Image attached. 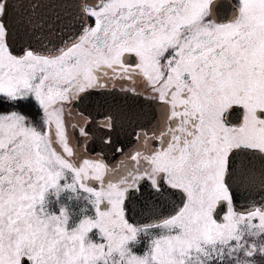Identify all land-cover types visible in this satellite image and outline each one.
Instances as JSON below:
<instances>
[{
  "label": "snow or ice",
  "instance_id": "snow-or-ice-1",
  "mask_svg": "<svg viewBox=\"0 0 264 264\" xmlns=\"http://www.w3.org/2000/svg\"><path fill=\"white\" fill-rule=\"evenodd\" d=\"M0 264H264V0H0Z\"/></svg>",
  "mask_w": 264,
  "mask_h": 264
},
{
  "label": "flooded vegetation",
  "instance_id": "flooded-vegetation-1",
  "mask_svg": "<svg viewBox=\"0 0 264 264\" xmlns=\"http://www.w3.org/2000/svg\"><path fill=\"white\" fill-rule=\"evenodd\" d=\"M123 87H135L137 93H142L144 91L143 84L132 85L130 82H123ZM123 87L121 84H117L115 89L109 88L100 94L92 93L91 95H87L82 102L77 105V108L86 113H91L97 118H99L98 114L108 111L109 108H111L112 111L119 110L126 115L135 114L141 110H149V106L142 96L125 92ZM134 124L135 120H133L132 124H129L127 119L122 120L119 135L115 137L119 146L124 147L125 153L131 151L135 147V143H130V141H134L135 139L131 136ZM93 147L96 152H100L103 148L99 140H97V143L93 145ZM103 151L105 162L110 166H115L124 159V155L111 148H103Z\"/></svg>",
  "mask_w": 264,
  "mask_h": 264
},
{
  "label": "water",
  "instance_id": "water-1",
  "mask_svg": "<svg viewBox=\"0 0 264 264\" xmlns=\"http://www.w3.org/2000/svg\"><path fill=\"white\" fill-rule=\"evenodd\" d=\"M245 197H247V199H245ZM253 198L256 199V200H259V199H260V197L257 196V195L255 194V192H253L252 196H248L247 193H242V194H241V197H240V199H239V203H240V204H246L248 200L253 199ZM136 207H139V206L137 205ZM169 210H170V209H169ZM137 219H140V217L137 216Z\"/></svg>",
  "mask_w": 264,
  "mask_h": 264
},
{
  "label": "bare ground",
  "instance_id": "bare-ground-1",
  "mask_svg": "<svg viewBox=\"0 0 264 264\" xmlns=\"http://www.w3.org/2000/svg\"><path fill=\"white\" fill-rule=\"evenodd\" d=\"M82 102V101H81Z\"/></svg>",
  "mask_w": 264,
  "mask_h": 264
}]
</instances>
